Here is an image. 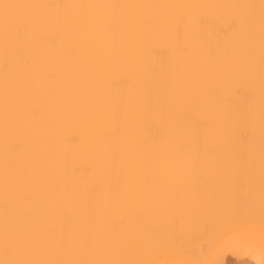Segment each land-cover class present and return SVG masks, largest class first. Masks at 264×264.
<instances>
[{"label": "bare ground", "instance_id": "6f19581e", "mask_svg": "<svg viewBox=\"0 0 264 264\" xmlns=\"http://www.w3.org/2000/svg\"><path fill=\"white\" fill-rule=\"evenodd\" d=\"M228 236L264 240V0H0V264Z\"/></svg>", "mask_w": 264, "mask_h": 264}, {"label": "crops", "instance_id": "0c3cea01", "mask_svg": "<svg viewBox=\"0 0 264 264\" xmlns=\"http://www.w3.org/2000/svg\"><path fill=\"white\" fill-rule=\"evenodd\" d=\"M226 238L224 240V243H221L220 247L216 251L218 253H216V252L214 253L215 257L213 256L211 264H225V262H226V264H230V263L233 264V262H234V264H244V263L254 264L252 262H256L255 260L257 258L258 259H257V262L255 264H259V263L264 264V256H263L264 255V240H262L261 238H255V237H251L249 239L237 238V240L235 239L236 237L234 238V236H231V237L228 236ZM224 244H225V246H223ZM219 249H220V251H219ZM227 252H228V255L226 254ZM216 254H217V256H216ZM218 256H220V258ZM258 256H260V257H258ZM253 257H254V259H253ZM216 260L219 262H217ZM160 261H162V262H160ZM160 261H157V263L155 262L153 264H170V263L171 264H183V263L184 264H193L192 262H186V260L182 261V259H178V258L164 259V260H160ZM236 261L239 263H237ZM175 262H177V263H175Z\"/></svg>", "mask_w": 264, "mask_h": 264}]
</instances>
